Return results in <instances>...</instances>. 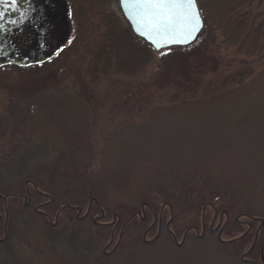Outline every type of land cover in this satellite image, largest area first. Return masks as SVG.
I'll use <instances>...</instances> for the list:
<instances>
[{
	"label": "rangeland",
	"instance_id": "374dc122",
	"mask_svg": "<svg viewBox=\"0 0 264 264\" xmlns=\"http://www.w3.org/2000/svg\"><path fill=\"white\" fill-rule=\"evenodd\" d=\"M70 2L71 35L50 61L0 68V243L15 220L13 244L55 246L32 218L39 203L51 200L44 210L58 223L52 228L76 225L98 241L72 255L78 264H264V223L254 249L255 233L244 237L251 217L254 230L264 221V36L255 41L237 28L246 9L264 18V0H198L205 28L188 51L195 81H186L187 90L178 75V84L160 89L163 70L173 71L184 51L172 57L169 49H150L152 59L138 71L124 60L126 72L114 59L104 64L99 47L108 31L134 35L119 0ZM96 73H107L111 84ZM28 181L32 203L25 206L13 194H26ZM95 199L89 216L78 218L77 207L83 216ZM144 203L146 220L137 215L125 224ZM167 203L172 213L166 207L160 233L157 225L148 233L149 209L159 213ZM206 203L232 214L223 234L209 230L215 213L209 206L205 234L200 226L185 237L201 225ZM100 207L103 224L94 223ZM171 218L176 239L167 228Z\"/></svg>",
	"mask_w": 264,
	"mask_h": 264
},
{
	"label": "trees",
	"instance_id": "16d2710c",
	"mask_svg": "<svg viewBox=\"0 0 264 264\" xmlns=\"http://www.w3.org/2000/svg\"><path fill=\"white\" fill-rule=\"evenodd\" d=\"M238 17L237 28L239 32L248 30L247 36H251L254 40H259L260 35H262V37L264 36V18H261V12L254 13L252 10L246 9V11L239 14ZM106 36L108 40L105 39V42L99 47L100 56L103 55L104 57V64L108 65L109 63L107 62L114 59L115 64H119V66H121L120 70L124 71V66L120 63L124 60L127 69L138 71V69L145 67L148 61L152 59L153 52L150 50L148 44H146L143 39L130 34L129 31L121 32L120 35L117 33L116 35L110 30ZM134 43H136L137 49L135 48L136 46L134 47ZM130 44L132 48H129ZM193 47L194 46L191 45L189 47H174L167 50L171 55H174L178 51H184L185 53L183 54L186 56H182L180 59L181 62H176V65H174L175 63L172 64L173 66L170 65L174 67L173 71L170 69V72L167 73V69L163 70L166 73H164V83L161 82L160 89L163 90L164 88H168L172 86L174 82L178 84L179 82L175 78L177 75L178 77L182 76V78L186 77L184 83L180 85L183 87V90H187V88L191 87L186 81L188 83H193L195 80H191L192 75L188 72L186 63L190 57L188 51ZM109 54H112V56L109 57ZM42 65L44 64L34 65L33 67L38 68ZM96 74L99 75L100 83L104 85L108 84V86L111 84V79H109L107 73H103V77L99 73ZM113 74L124 75L125 77L135 73ZM148 77L150 76L148 75ZM125 92L127 91L125 90ZM129 95L130 94H128V96ZM130 97L133 98L131 95ZM108 119L107 117V122H109ZM32 218L39 220L40 223L43 222L42 229L44 232H47L50 241L54 242L55 246L47 248L43 247L40 243L32 242H25L24 244L19 242L13 244L12 237L14 236L16 224L14 223L15 220H10L7 229V234L9 235L8 241L4 244L0 243V264H78V261H76L77 257L72 256L77 254L78 249L91 250L98 246V241H92V239L82 236V234L78 232L79 230L76 225L74 227L68 224L64 228L58 227V229H53L43 215L34 211ZM100 257L99 254V258Z\"/></svg>",
	"mask_w": 264,
	"mask_h": 264
},
{
	"label": "water",
	"instance_id": "95a60500",
	"mask_svg": "<svg viewBox=\"0 0 264 264\" xmlns=\"http://www.w3.org/2000/svg\"><path fill=\"white\" fill-rule=\"evenodd\" d=\"M196 3L202 20V27L200 31L196 33V38L189 43H173L159 50L152 45L150 41L135 32L131 21L124 15L123 11H121L129 22L134 34L149 43L153 50L161 51L172 47H187L198 40L205 28V19L202 15L198 0H196ZM18 6L21 10L29 7L28 0H18ZM30 8L29 19L11 24L8 23L9 20L20 21L19 13L12 11L9 5L0 3V12L5 13L4 21H2V23H4V29L0 31V67L7 65L25 67L48 60L52 56V48L54 46V44H52L53 36L48 32L51 28L56 29L58 22H61L60 29H62V31L61 35L59 34L60 37L55 47H62L60 45H63L68 39L70 32L69 20L66 13L58 9L56 0H30ZM134 216L135 214L132 215L131 218ZM57 224L58 223L55 222L54 226H57Z\"/></svg>",
	"mask_w": 264,
	"mask_h": 264
},
{
	"label": "snow or ice",
	"instance_id": "6c2138e0",
	"mask_svg": "<svg viewBox=\"0 0 264 264\" xmlns=\"http://www.w3.org/2000/svg\"><path fill=\"white\" fill-rule=\"evenodd\" d=\"M19 13L20 21L29 19V7L20 9L18 0H0ZM120 8L131 21L135 32L152 43L158 50L173 43H189L202 27L196 0H120ZM4 12H0V31L4 29ZM59 54V53H57Z\"/></svg>",
	"mask_w": 264,
	"mask_h": 264
},
{
	"label": "flooded vegetation",
	"instance_id": "af4514ba",
	"mask_svg": "<svg viewBox=\"0 0 264 264\" xmlns=\"http://www.w3.org/2000/svg\"><path fill=\"white\" fill-rule=\"evenodd\" d=\"M56 5H57V7H58V9L60 10V11H64V13H66V15H67V17H68V20H69V37H70V35H71V28H72V26H73V11H72V5H71V2H70V0H56ZM60 24H61V22H58V26H57V28L56 29H54V28H51V30L48 32L50 35H52L53 37H52V44H54V46H53V48H52V51H53V53H55L56 51H57V49L58 48H56L55 47V45H56V43H57V40L59 39V37H60V35H61V31H62V29H60ZM29 30V29H28ZM27 30V31H28ZM58 31H59V33H58ZM28 34V33H27ZM48 34V35H49ZM60 34V35H59ZM69 39V38H68ZM60 46H62V44L60 45ZM32 183V182H31ZM30 181H28V182H26V194H16V195H14L13 194V196H17V197H23L24 199H25V206H27V205H29V204H31L32 203V201H31V192H30V189H29V186H30ZM37 191L39 192V193H41L43 196H47V193H44V192H42V191H39L38 189H37ZM9 196H7V197H5L6 199H5V207H7V208H5V210L7 211V213H6V220H8L9 219V216H8V206H7V198H8ZM28 199V200H27ZM49 202H51V200L50 201H47V202H43V203H39L38 205H37V207H35L34 208V210H35V212H37V213H39V214H41V215H43L44 217H46V218H48V220L49 221H51L52 220V218H51V216L47 213V212H45V210H44V207L49 203ZM94 203H97L98 204V201L95 199V200H93V201H91L90 202V204L88 205V208H87V211H86V214L85 215H83L82 216V212L84 211L81 207H77V211H78V218H84V217H87V216H89V214H90V212H91V209H92V206H93V204ZM209 206H212V207H214V209H215V206L214 205H212V204H210V203H206L205 204V206H204V211H203V214H202V218H201V225H198V224H196V223H194V224H196V226H191V227H189L187 230H186V232H185V237H187L189 234H190V232L192 231V229H194L195 228V230L199 233L200 232V226H202V228H203V233H202V235H204L205 234V229H206V226H207V222H208V219H207V216H206V210H207V207H209ZM146 207H147V203H144L143 204V206H142V209H141V211H138V212H136V213H134L135 214V216H137V215H140V216H143L142 218H143V220H146V216H147V213H146ZM166 207H169V209H170V211H171V213H172V206H171V204L170 203H167V204H163V207L160 209V211H159V213H157L154 209H149L150 210V213L152 214V215H154V222L152 223V228L151 229H149V231H148V233L149 232H151V230L152 229H154V226L155 225H157L158 226V230H159V233H160V231H161V229H162V227H163V224H164V216H165V209H166ZM100 211H101V214L99 215V216H97L96 218H94V223H97V224H103V223H101L100 222V219H103L104 217H105V212H104V210L102 209V207H100ZM60 212V211H59ZM215 213H214V217H213V219H212V221H211V223H210V227H209V230L210 231H215V230H218L219 231V233H220V231L222 232V234H223V231H224V229H225V226H226V224H227V222L228 221H231V217H232V214H230L228 211H224V210H222L221 212H219V210H217V209H215V211H214ZM59 214V213H58ZM133 214V215H134ZM58 216V215H57ZM134 216V217H135ZM240 216L241 215H237L236 217H235V220L236 221H238V222H241L242 223V221H240ZM132 217V216H131ZM133 217V218H134ZM224 217H226L225 219H226V221L224 222L223 221V219H224ZM99 218V221H96V219H98ZM120 219V218H119ZM132 219V218H131ZM130 219V220H131ZM1 220H3V215L0 213V221ZM129 219L125 222V224L127 223V222H129L130 221ZM172 218L170 219V221L167 223V228H168V230L170 231V226H171V223H172ZM253 221H255V219L254 218H252L251 217V219L249 220V221H247V222H245V225L248 227V230L246 231V234L244 235V237L245 236H247V235H251V234H253V233H255V236H254V246H253V249L255 248V246L259 243V236H260V234H261V232H262V227H263V223L264 222H262L261 221V223H260V226L259 227H257V229L256 230H254L255 229V225H254V223H253ZM244 223V222H243ZM116 226H117V228H119L120 227V225H121V220L120 221H117L116 222ZM125 224L123 225V227L125 226ZM123 233V232H122ZM170 233V235L173 237V239H176V235H175V233L173 232H169ZM121 238H122V234H121ZM114 243V236L112 237V240L110 241V243H109V245H107V247L109 248L112 244ZM118 243V242H117ZM107 248V249H108ZM253 251V250H252ZM251 251V252H252ZM105 252H106V254H110V253H107V250H105ZM250 255V254H249ZM249 255H247V257L249 256ZM260 258H261V261H262V263H264V245L261 247V250H260ZM243 261H246V262H248V263H250V264H260L258 261H255V260H252V259H243Z\"/></svg>",
	"mask_w": 264,
	"mask_h": 264
}]
</instances>
